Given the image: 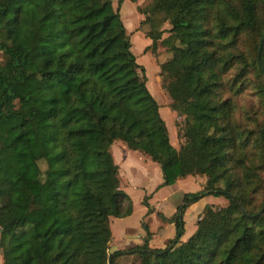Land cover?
<instances>
[{"label": "trees", "instance_id": "trees-1", "mask_svg": "<svg viewBox=\"0 0 264 264\" xmlns=\"http://www.w3.org/2000/svg\"><path fill=\"white\" fill-rule=\"evenodd\" d=\"M122 1L0 0L1 264H113L125 253L107 255L110 218L131 212L114 140L158 165L157 188L204 176L182 208L204 195L227 200L203 206L182 241L180 205L161 217L174 237L127 250L138 264H264V0H151L149 11L170 24L171 55L159 68L170 108L184 116L178 149L130 50ZM146 36L153 49L161 34ZM247 86L260 102L251 128L233 98ZM24 154L43 162L38 176L25 177ZM18 196L25 205L15 217ZM46 207L38 230L33 216Z\"/></svg>", "mask_w": 264, "mask_h": 264}, {"label": "rangeland", "instance_id": "rangeland-1", "mask_svg": "<svg viewBox=\"0 0 264 264\" xmlns=\"http://www.w3.org/2000/svg\"><path fill=\"white\" fill-rule=\"evenodd\" d=\"M110 1L112 6L116 8V0ZM150 2L151 0H123L118 11L120 19L129 38L130 50L135 56L136 62L143 68L145 86L158 105V112L164 122L168 141L172 147L178 149L179 146L184 142V138L180 135L181 129L183 127L184 116L182 114H177L170 108L171 99L163 87L167 80L160 76L159 68L160 64L166 61L171 55L168 46L164 43L165 38L170 35V24L168 22V18L163 12L152 13L149 11L148 8ZM139 10H144L145 12L141 13ZM156 31H160L161 36L157 40L155 48L151 49V41L150 38L146 36V33H154ZM237 48L242 50L244 49V46L237 44ZM2 61L3 54L0 52V62ZM232 74L233 70L228 71V73L225 75V78L230 77ZM248 78L253 79V75L250 74ZM233 98L234 102L237 103V108H235V116L240 122L251 128V104H253V108H255L258 104L260 105L259 100L253 93H251L250 86L243 88L242 92L238 95H235ZM253 116H256V114ZM260 116L261 114L259 112L258 117ZM25 159L28 166L25 177L38 176L39 170H43L44 168L43 162L38 161V163H36L37 165H34L29 161L26 155ZM136 159L138 162L142 163V161H140V157H136ZM143 168L146 170L144 173L142 168H137L136 170H133L132 173L128 172L131 177L129 179L135 180V183L139 186H136V184L133 182H127L123 176L124 172L122 166L118 173L119 187L130 200L131 212L127 217L128 221L126 223L130 227H134L141 217L143 218L149 213L148 205H145L142 200H146V197L155 191L154 188L162 180L160 169L156 163L148 161V165L144 166ZM200 177H203V180H205L204 176ZM202 186L203 184L201 185L200 189ZM182 187H185V189L189 190V192L197 191V186H195L191 180L184 181V183H182ZM164 192H166V189H163V191L160 193L158 192L157 195L154 196L155 199H158L159 196H162ZM171 199L176 200L173 198V196L170 197V200ZM180 203L181 201L178 205H180ZM152 204L158 208L159 211L165 212L164 207L160 209L159 204ZM226 204L227 200L223 196L214 197L212 195H204L189 203L184 208H182L183 204H181L178 209L182 210V221L185 220L186 226L185 232L183 230L184 233L181 235V238L186 239L193 232L195 228L194 223L200 216L203 206L210 205L213 208H219L225 206ZM24 205V197L18 196L17 205L13 211V215L15 217L21 213ZM178 205L175 206V210L177 209ZM50 210L51 209L49 207H46L34 214L33 222L38 230L41 229ZM147 222H149L154 229L155 227L161 226L162 221L154 213L148 218ZM115 226L116 224L114 222V227ZM159 232H161V228L158 229V233H156L157 236L160 234ZM110 253L111 251L107 250V255ZM1 262L2 259L0 254V264ZM113 262L114 264H138V257L135 255L124 258L113 257Z\"/></svg>", "mask_w": 264, "mask_h": 264}, {"label": "crops", "instance_id": "crops-1", "mask_svg": "<svg viewBox=\"0 0 264 264\" xmlns=\"http://www.w3.org/2000/svg\"><path fill=\"white\" fill-rule=\"evenodd\" d=\"M117 141L118 140H114L109 148L112 159L118 167V173L121 170L122 166L124 172L123 176L127 180V182L135 183V180L129 179L131 177L128 172L132 173L133 170L142 168L144 173L146 170L143 167L147 166L148 161L150 160L138 151L127 149L121 142ZM136 157H140V161H142V163L138 162ZM186 180H191L194 185L197 186V191L200 190V187L204 181L203 177H200L198 175L186 176L184 178L176 180L170 185H165L158 188L155 187V191L147 196V199L145 200L146 204L149 207V213L145 217H141L134 227H130L126 224L128 221L127 217L129 215L120 218H110L109 227L111 232V239L109 242V251H111V253L115 250H122L123 252H125L123 254L115 256L118 258L130 257L132 255L137 256L134 251L128 252L127 250L133 248L134 246L141 245L144 240H146L147 245L150 248H163L168 243V241L174 237L175 228L173 222L163 221L161 217H170L176 211L175 206L178 205L181 201L182 194L187 193L186 191L189 192V190H186L185 187H182V183H184V181ZM136 186L139 185L136 184ZM163 189H166V192H164L162 196H159L158 199H155L154 196L157 195L158 192L160 193L161 191H163ZM172 196L176 200H170V197ZM152 203H155V205L159 204L160 209L164 207L165 212L159 211V209L153 206ZM154 213L160 218L162 222L161 226L155 227L153 229L152 225L147 222V220ZM114 222L116 224L115 227ZM142 224L145 225V228ZM159 228H161V232H159L160 234L157 236L156 233H158ZM185 228L186 226L184 220V232ZM179 240L182 241L184 239L180 237Z\"/></svg>", "mask_w": 264, "mask_h": 264}]
</instances>
